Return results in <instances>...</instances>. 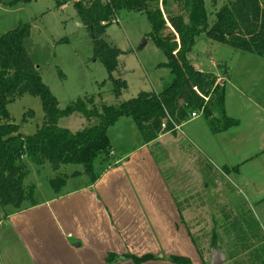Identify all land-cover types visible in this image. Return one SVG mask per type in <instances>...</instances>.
Returning <instances> with one entry per match:
<instances>
[{
	"label": "rangeland",
	"instance_id": "374dc122",
	"mask_svg": "<svg viewBox=\"0 0 264 264\" xmlns=\"http://www.w3.org/2000/svg\"><path fill=\"white\" fill-rule=\"evenodd\" d=\"M60 1L0 0V36L24 23L30 24L31 34L25 41V47L40 70L43 82L50 87L62 109L74 101L90 96L96 97L98 107L105 104L118 105L136 98L141 91H154L155 88L161 89L173 83L174 76L167 68L160 66L166 61V56L150 36L152 27L147 16L124 10L107 26L103 36L111 46L122 50L115 78L125 80L128 87L117 98L106 66L100 58L95 57L90 31L78 17L75 1ZM229 1L231 0H217V5H214L212 0H206L210 25L214 23L218 9ZM231 51L234 48L202 34L196 37L195 46L188 57L205 71H217L218 66L213 63L222 64L225 59L230 58ZM9 109L25 135L34 133L43 124L44 111L38 97L26 94L11 103ZM29 110L34 111L33 116L28 114ZM203 120L204 117L200 121ZM60 121L61 127H68L73 132L97 122L78 114ZM133 136L134 132L132 139ZM166 141V146L173 144L171 138ZM156 156L164 174L166 172L171 179L172 192L186 210L185 223L192 231L194 242L203 250L204 264H210V252L214 246L227 255L225 264H242V261L251 260L261 253L260 245L255 242L260 238H252V243L256 246L248 251L241 248L242 242L238 238L245 235L244 231L253 229L258 235L259 229L255 226L242 194L223 172L216 170L205 158L182 155L178 151L172 154V161L176 166L171 168L165 167L168 162L160 148ZM28 165L30 173L25 185L27 188L35 185L34 195L39 201V207L37 210L19 213L29 208L30 203L25 202L21 210L13 206H0V264H111L108 258L111 254H116L117 249L135 255L156 245L142 244L145 232L133 235L130 221L123 219L125 224L119 229L125 237L122 246H116L119 245L118 241L115 246H106L113 251L108 253L106 260L103 259L104 263L97 256L102 247L78 248V244H85L81 238L78 239L79 229L93 234L94 238L95 232L102 234L105 230L110 239L113 232L111 225L116 223L114 217L110 214L108 221L105 214L102 215L94 206L88 205L75 215L78 221H71L73 216L67 209L70 201L61 200L68 198V193L88 181L89 177L86 174L71 177L68 185L63 188L64 195L66 193L68 196L64 199L54 192L50 181L59 173L71 176L75 171L81 172V166L68 164L55 172L49 162L38 166L29 160ZM105 167H108L107 162L102 161L96 165L95 172L102 177ZM107 187L101 191L108 190ZM106 205L112 208L110 203ZM149 220L154 224V218ZM128 223L130 227L127 226ZM12 225L17 230L14 228L13 231ZM140 226L142 227L141 224ZM126 227L128 229L124 231ZM70 232L72 236L68 235ZM87 243L95 245L92 238L87 239ZM123 255H118L120 260Z\"/></svg>",
	"mask_w": 264,
	"mask_h": 264
},
{
	"label": "trees",
	"instance_id": "16d2710c",
	"mask_svg": "<svg viewBox=\"0 0 264 264\" xmlns=\"http://www.w3.org/2000/svg\"><path fill=\"white\" fill-rule=\"evenodd\" d=\"M68 1L61 0L60 3ZM212 1L217 5V0ZM262 2L231 0L218 9L216 19L210 25L206 0L75 1L78 17L90 31L95 57L106 66L117 98L128 87L125 80L115 78L122 50L111 46L103 36L107 26L121 11L146 15L152 27L150 36L166 56V61L160 66L174 76L173 83L159 92L141 91L136 98L118 105L98 107L96 97L90 96L62 109L25 47V41L31 34L30 24L24 23L0 36V206L21 210L25 202L30 206L37 205L35 185L28 188L25 185L30 173L29 160L38 166L49 162L55 172L68 164L82 167L81 172L75 171L71 176L59 173L51 179L50 186L56 194L62 192L70 177L86 174L90 182L97 181L100 178L95 172L98 163L106 161L108 167L116 166L108 131L122 117L132 119L146 144L156 141L161 134L175 133L169 118L182 124L194 111H201L212 133L238 125V119L226 115L225 82L214 72L198 70L188 56L195 46L196 37L206 34L218 43L264 58ZM170 26L175 33L165 36ZM26 94L38 97L44 111L42 126L27 135L20 131V125L9 109L11 103ZM28 114L33 116L34 111L29 110ZM75 114L97 122L76 132L60 126V120ZM238 169L226 166L223 171L231 174ZM240 240L242 244L250 243L245 237ZM122 258L131 259L135 264L159 259L151 253L141 257L125 254ZM168 259L174 264H194L183 255ZM108 260L113 263L120 260V256L111 254Z\"/></svg>",
	"mask_w": 264,
	"mask_h": 264
},
{
	"label": "crops",
	"instance_id": "0c3cea01",
	"mask_svg": "<svg viewBox=\"0 0 264 264\" xmlns=\"http://www.w3.org/2000/svg\"><path fill=\"white\" fill-rule=\"evenodd\" d=\"M229 57L222 64L214 62L218 70L210 71L225 82L226 115L238 119L240 123L229 130L212 133L206 120L200 121L201 114L197 117L190 115V119L181 124L180 131L174 130V134L171 132L161 134L156 141L146 144L132 119L120 118L119 122L108 131L113 145L112 154L117 160L116 166L103 168L102 177L97 181H84L70 193L68 191L69 197L66 193L64 195V190L58 194L61 199L68 197L64 200L60 199L61 201H70L67 209L73 216L71 221H78L75 215L88 205L94 206L102 215L105 214L108 221L110 214L115 219V225H111L113 232L110 239L105 230L102 234L95 232L96 238H94L93 234L79 229L78 239L81 238L85 244H78V248L102 247L97 256L103 262L108 253L113 251L106 246H115L117 241L119 245L116 246H122L125 237L119 229L125 224L123 219H127L130 221L131 229H129L132 230L133 235L137 232H145L142 236L144 240L142 244H156L154 248L144 249L141 252L143 254L135 255L141 257L151 253L159 259L141 264H174L168 259L174 255H186L194 264H204L200 252L203 250L197 242H194L192 231L185 223L186 210L172 192L171 179L166 172L164 174L158 162L156 154L160 148L168 162V166L165 167L176 166L175 163L173 164L172 154L178 151L182 155L205 158L216 170L224 173L242 194L255 226L259 229L258 235L251 229L249 232L244 231L245 235L241 236L250 240V243H241V248L248 251L256 246L253 245L252 238H260L255 242L260 245L261 250V253L255 255L253 259L242 261V264H264V58L235 48ZM189 60L192 62V59ZM192 63L198 70L208 72ZM162 89L155 88L154 92ZM184 127L187 129L184 130ZM132 132L135 133L134 139L131 138ZM167 138H171L173 144L164 145ZM226 166L230 169L233 167L239 169L227 174L223 171ZM105 187L108 190L101 191ZM109 203L112 208L106 205ZM38 207L37 200V205L29 206L19 213L37 210ZM148 218H154V224ZM127 226L130 227L129 223ZM128 227L124 231H127ZM14 228L12 225L13 231ZM68 235L72 236V233ZM241 237L238 239L240 240ZM91 238L95 245H88L87 239ZM116 254L122 256L131 253L117 249ZM211 254L212 249L210 264ZM130 263L135 264L131 259L122 258L113 264Z\"/></svg>",
	"mask_w": 264,
	"mask_h": 264
},
{
	"label": "water",
	"instance_id": "95a60500",
	"mask_svg": "<svg viewBox=\"0 0 264 264\" xmlns=\"http://www.w3.org/2000/svg\"><path fill=\"white\" fill-rule=\"evenodd\" d=\"M78 1V0H74ZM172 32L175 33L174 28L170 26L166 31H165V36L172 34ZM227 261V256L220 251L216 246L212 248V254H211V264H224Z\"/></svg>",
	"mask_w": 264,
	"mask_h": 264
},
{
	"label": "built area",
	"instance_id": "2783aa9c",
	"mask_svg": "<svg viewBox=\"0 0 264 264\" xmlns=\"http://www.w3.org/2000/svg\"><path fill=\"white\" fill-rule=\"evenodd\" d=\"M87 1L96 2L97 0H87ZM200 114H201V111H194V112H192L191 117H197ZM169 120L172 122V124L174 126L173 130H178V131L181 130V124L176 123L175 121L172 120V118H169ZM167 122H168V120L165 121V123L163 124L164 127L166 126Z\"/></svg>",
	"mask_w": 264,
	"mask_h": 264
}]
</instances>
